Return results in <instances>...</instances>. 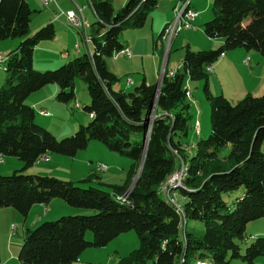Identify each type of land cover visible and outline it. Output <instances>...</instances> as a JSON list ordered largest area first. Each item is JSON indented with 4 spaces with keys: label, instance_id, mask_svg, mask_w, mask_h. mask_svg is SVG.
Segmentation results:
<instances>
[{
    "label": "trees",
    "instance_id": "trees-1",
    "mask_svg": "<svg viewBox=\"0 0 264 264\" xmlns=\"http://www.w3.org/2000/svg\"><path fill=\"white\" fill-rule=\"evenodd\" d=\"M87 1L95 15L87 35L90 50L56 69L38 71L33 67L34 50L54 37L53 23L28 34L34 10L27 0H0V42L20 38L3 65L0 59L4 71L0 155L23 163L0 174V208H14L24 220L32 205L54 198L95 210L25 227L19 264H71L85 249L103 247L130 230L136 232L139 245L118 264H231L234 257L253 264L264 256V235L255 237L243 255L238 241L246 239L248 222L264 217V94H246L237 103L214 96L206 68L236 48L264 56V0H213L212 18L204 22L203 31L209 38H221L222 44L208 50L186 49L181 69L164 74L159 88L142 79L129 91L116 87L119 78L106 60L126 47L120 32L143 26L158 0H126L117 11L111 0ZM75 78L87 88L89 102L83 109L92 116L71 136L57 139L35 122V110L26 99L41 87L56 84L55 100L66 103L75 97ZM187 78L205 80L210 110V133L195 143L187 138L191 129L196 134L195 123L190 127L187 123ZM92 140L131 159L122 184L93 180L97 172L80 181L25 173L48 153L73 157ZM178 158L188 167L184 186L174 191L182 209L160 191L178 167ZM241 187L232 204L223 198V193ZM121 194L127 195L125 201ZM189 220L199 221L202 229L188 227ZM87 230L92 232L90 240L85 238Z\"/></svg>",
    "mask_w": 264,
    "mask_h": 264
},
{
    "label": "rangeland",
    "instance_id": "rangeland-1",
    "mask_svg": "<svg viewBox=\"0 0 264 264\" xmlns=\"http://www.w3.org/2000/svg\"><path fill=\"white\" fill-rule=\"evenodd\" d=\"M60 1L63 3L62 8L61 6L55 5L53 7V9H55V13H59L60 11L66 12L67 11L66 6L72 7V4L70 3L69 0H60ZM212 1L213 0H194L193 1L194 7L199 11V14L196 16L195 20L193 21L194 27L184 28L183 30H181L180 32L176 34V36L174 37L175 42L172 46V50L169 55V61L167 58L169 69H167V63H166L163 73H161L162 57L160 55L161 59L159 57L158 75L156 71L154 72L155 74H152L151 68H152V59H154V57H157V54L160 51V42L158 41L155 47L154 40L152 39L151 34L152 32H155V30L157 29V26L162 21L163 17L164 16L166 17L168 11L170 13L171 20L174 17V13L172 9L171 8L169 10L166 9V1H163L162 15L157 9L158 7V4H157L156 9H154L149 14L143 26L138 27V28L127 27L123 29L119 34V39L123 41L127 46L139 43L140 47L144 51L141 53L139 58L134 57L131 60L126 58L125 57L126 55H123V54H120L118 56H110L109 58H107L106 64L108 66V69L111 70L119 78L118 83L123 84L125 78L129 76L133 78L135 81V83L130 85V88L133 89L135 85H138L140 83V80L138 81V76L141 75L143 71L147 78L146 83L156 84L158 78L162 79L164 74L173 75L174 71H172V69L179 66L186 49H189L192 51H198V50L214 49V47L217 48L216 46L219 44L220 38H217V37L209 38L205 35L203 31L204 22L212 18V11H211ZM76 2H80V0H76ZM111 2H112V5L115 11L119 10L123 6V5L121 6L120 3H118V0H111ZM85 4L87 8L85 10L83 17L87 18V22L85 24V31H86V34L88 35L90 33L91 24L95 20V15L86 0H85ZM51 5L52 3L49 5V8L44 7V5L38 0H37L36 7L32 3H29V6L31 7L32 10L36 8L38 11H47L48 9H50ZM158 14L161 15L159 19H158ZM37 15L38 14L33 12L31 20L29 22L28 34L34 33L38 28H40V26L48 23L47 21L41 24L42 22L41 17ZM153 17H154V20H153L154 25L156 26L154 28L151 27V20L153 19ZM52 18L55 20V22L53 23V26L55 28L54 37L50 40L39 42L34 50V51H37L36 54L34 52V54L36 55L34 64L35 65L39 64L40 68H35L34 66L33 67L35 70H38V71L56 69L62 64L66 63L69 59L74 58L78 55H81L82 53L87 51V48H86L87 45L83 41L82 33H80L82 31V25H80V32H79L75 27H72L70 24H68L65 21L64 15H60L59 17H56V16L54 17L52 15ZM157 34H155L154 39H156ZM87 39L89 40V36H87ZM160 39L162 42L163 40L161 38V33H160ZM19 40L20 38H13V39H7L5 41H16V44H18ZM76 43H79V45ZM88 45L90 46V44ZM74 46H78V48H75ZM211 46H214V47H211ZM49 48H52V49L56 48L57 53L60 57L63 52H67L66 58L61 60L60 63L51 66L52 64L49 63L50 59L41 58L45 56L46 54H48V51L44 52L43 50L41 51V49L47 50ZM239 49H244V48H239ZM145 53H148V56L145 55ZM63 55H66V54H63ZM143 56H145L144 63L142 62ZM219 60H221V58ZM46 65H48L49 67H47ZM157 66H158V62H157ZM0 69L3 71V68L1 67V65H0ZM245 69H248V67H246ZM74 82H75V97L66 103L56 102V100H52V103H53L52 105H57V106H51L48 108V114H46V117H48V119H51L50 121H48V123L51 124L52 131L49 128L45 127V125H42L35 120L37 124L51 131L57 139L71 136L78 129L80 124H86L88 122L86 121V118H89L88 114L83 109L84 104H88L89 102V95H88L87 88L85 84L83 83V81L80 80L79 78H75ZM208 82H209V91L212 95L214 96L222 95L226 99L228 97L229 98L227 99L228 101L235 102V103L240 101L244 97V95H246L249 92L250 87L251 89L249 93L251 94L254 93L255 95L257 94L260 95L261 94L260 92H264V88H261L259 90L260 87L259 88L256 87L254 83L252 82H251V86L248 85L249 80L244 76L242 69L241 71H239L238 76L234 74L232 75L228 73L227 71H225L223 74H221L220 77H216L215 74L210 72ZM204 84H205V80H202V79L190 80L187 78L184 81V88L185 89L188 88L190 92V95L186 98V102L189 104L188 113L190 115L187 123H188V127H190L192 126V124L195 123V120H198L194 124V125H198V122H199L198 126H200L199 128L200 132L198 133L199 134L198 138H206L208 134L210 133V118H209L210 110H209L208 102L206 100L205 92L203 90ZM1 85L2 83L0 84V87ZM222 92H224L227 97H225ZM35 112H36V115H38L37 108ZM73 123H77V127L75 129L69 130V127L71 125L73 126ZM196 128L198 127L196 126ZM190 137H191V131H189L187 138L189 139ZM198 138L196 137L193 140L196 142ZM263 149H264V143L262 145V150ZM228 150H229V146L224 147L222 150V153L226 154ZM110 153L111 151H109L104 145H102L98 141H94L93 144L89 146L87 150L86 155H88L89 158L88 159L85 158L84 163L78 164L75 162V164L77 165L75 169L78 167L79 169H77V172H75V175H73L74 180L77 181L80 178L82 179L89 175L88 174L89 169H87V165L89 167H92V166L94 167L99 162H106L109 166H113V168H120L119 164L121 163H119V161L118 163H112L111 161L107 159ZM3 157L4 159H6L5 156ZM42 157H46V155ZM42 157L40 158L42 159ZM118 157L122 159V161L128 162L126 168L130 165L131 163L130 158L125 157V156H118ZM14 159L18 163H20L17 160L18 158H14ZM88 160H92V163H89ZM2 161L3 159L0 158V162ZM41 161H44V160H41ZM180 163H183V165H187L185 161L178 158L177 159L178 167L176 168L178 169V172L180 170L179 169ZM35 165L36 163L26 168L25 173L41 175V174H37L36 171H34L36 170L34 168ZM95 169L97 170L96 172H99V173L101 172L100 173L101 175L105 174V171H103V169H98L97 166H95ZM176 171L177 170L173 171L172 173H175ZM57 178H60V177H57ZM92 178L93 180L96 179L95 176H93ZM60 179H63V178H60ZM64 180H69V179H64ZM180 181L183 182V179H180ZM84 185L85 187L87 186L86 183ZM84 185L82 184L81 186H84ZM183 186H184V183L183 185L177 184V188L183 187ZM241 189L242 187L229 191V192H225L222 194V196L229 204H232L235 197L241 193ZM181 201H182L181 199L177 200V195H176V205L179 209L181 208V205L179 204L181 203ZM66 205L68 204L66 203ZM70 209H82L80 210L82 211V213H68V214L66 213L62 215L60 214L58 215V217L63 216V215H89L95 212V210L93 209L74 208V207L72 208V206ZM17 215H18L17 218H15L12 214H9L6 218H9V220H12L10 223V226H11V230L14 231L12 232V235H14L13 237L18 238L22 242L21 235H22L23 217L19 212H17ZM58 217L54 219H46L43 221L55 220ZM14 226H16L17 229H15ZM189 226H193L196 229H202V224L199 221L189 220L188 227ZM262 235H264V217L248 222L246 225V239L238 241L239 248H240V254L242 255L244 254L246 246L250 244L255 237L262 236ZM118 236L113 238L102 248L101 247L98 248V249H101L102 251L99 255H97V258H101V261L98 264H118V260L120 257L128 255L130 252L136 249L139 245V239L134 230H130L128 232H125L124 234H121L120 238H118ZM85 238L86 240H89L90 238H92L91 230L86 231ZM201 264H206V263H201ZM231 264H250V263L246 262L241 257H234V258H231ZM253 264H264V256H258L257 258H255Z\"/></svg>",
    "mask_w": 264,
    "mask_h": 264
},
{
    "label": "crops",
    "instance_id": "crops-1",
    "mask_svg": "<svg viewBox=\"0 0 264 264\" xmlns=\"http://www.w3.org/2000/svg\"><path fill=\"white\" fill-rule=\"evenodd\" d=\"M69 1L72 4V7L66 6V10L67 11L68 10H74L76 13H78V10H80V14H81L82 18H85V17H83L85 10L87 8L86 4H85V0H80V2H76V0H73V1L69 0ZM125 1L126 0H118V3H120V5L122 6L125 3ZM163 1H166V9L169 10L171 8L173 11V8L175 7V5L180 0H158V2H157L158 7H157V5H156V7L159 10L161 15L163 12ZM193 1L194 0H190V6L193 9H195L199 14V11L193 5ZM27 2L32 3L35 7L37 6V0H27ZM51 3H52V5H51L50 9H48L47 11H38L36 8H34V12L36 14H38L37 16L41 17V21H42L41 24L45 23L47 21L54 23L55 20L52 18V15L55 17V9H53V7L56 5V6H61V8H62L63 3L60 0H52L49 3V5ZM49 5L47 6V8H49ZM44 7H46V6H44ZM156 7H155V9H156ZM160 14H158V19L161 16ZM85 19L87 20V18H85ZM153 20H154V17L151 20V27L152 28L156 27L154 25ZM170 20H171L170 13L168 11L166 17L165 16L163 17L162 21L157 26V29L155 30V32H152V34H151L152 39L154 40V46L155 47L157 45V42L158 41L160 42V51L157 54V57H154V59H152V68H151L152 74H155L154 72L156 71V73L158 75L159 57H160V55L162 57L163 51H164L159 35H160V32L162 31L161 29ZM77 30L80 32V29H77ZM84 32L86 34L85 28H84ZM80 33H82V35H83L82 31ZM155 34H157L156 39H154ZM83 40L85 42L84 38H83ZM219 40H220L219 44L216 47H219L222 44V39L220 38ZM174 42H175V38H173V41L171 43V48H170V51L168 54V61H169V55H170V52L172 50V46H173ZM76 44L79 45V43H76ZM85 44H86V42H85ZM86 45H87L86 46L87 50H90V46L88 44H86ZM16 46H17L16 41H5V40L1 41L0 42V52L6 56L8 51L14 49ZM125 46L129 47L131 49V52H132L131 56H129V57L125 56L126 58H128L130 60L133 59L134 57L139 58L141 53L144 51L140 47L139 43L132 44L130 46H127L125 44ZM211 47H214V46H211ZM75 48H78V46ZM145 48H146V46H145ZM214 49H215V47H214ZM42 50L44 52L48 51V54H46L45 56H43L41 58L42 59L43 58L44 59H50L49 63L52 64L51 66L60 63V61L65 59L67 56V55H61V57H60L57 53L56 48L55 49L49 48L47 50L41 49V51ZM34 52L36 54L37 51H34ZM63 53H66V52H63ZM35 54H33L34 55L33 66L35 68H40L39 64H36V65L34 64V60L36 58ZM145 55L148 56V53H145ZM161 57H160V59H161ZM144 58H145V56H143V58H142L143 63H144ZM220 58H221V60H219ZM220 58L218 59L219 61H217L215 64L212 65V69L210 71L211 73L215 74L216 77H220L221 74H223L225 71H227L228 73H230L232 75L234 74V75L238 76L239 71H241V69H242L244 76L249 80V84H248L249 86H251V82H252V83H254V85L256 87H258V88L260 87L259 90L261 88H264V70H263V68H264V56L261 55L259 52L255 51V50H245V49L236 48V49L229 50V51L225 52L224 56L220 57ZM245 59H247L246 62H244ZM51 60H52V62H51ZM157 62H158V66H157ZM48 65H50V64H48ZM48 65H46V66L49 67ZM246 67H248V69H245ZM107 68H108V66H107ZM167 69H169L168 63H167ZM177 69L178 70L181 69V63L179 64L178 67L173 68L172 71H175ZM3 78H4V71H2L0 69V84L3 82ZM126 78H125L123 84L117 83L116 87L118 89H123L125 91H129L132 89V88H130V85L135 83L134 79L131 78L132 83L130 84V83L126 82ZM142 79L147 81V78H146L143 71H142L141 75L138 76V81L139 80L141 81ZM208 79H209V76H208ZM127 84H130V85H127ZM208 85H209V82H208ZM250 89H251V87H250ZM250 89H249V92H250ZM256 90H258V89H256ZM57 91H58V86L56 84H47V85L41 87L40 89H38L37 91L31 93L27 97V100H26L27 103L29 105H31L35 111H36V108L38 109V112H37L38 115H36V112H35V120L37 122H39L40 124L45 125V127L49 128L50 130H51V124H49L48 121H50L51 119H48V117H46V114H42L41 112L46 111L48 114V108L49 107L57 106V105H52L53 104L52 100H55V94ZM222 93L225 97H227L224 92H222ZM260 93H261L260 95L264 94V92H260ZM249 94H251V93H249ZM252 94H253V96H260L259 94H257V95H255L254 93H252ZM227 99H229V98L227 97ZM56 102H58V101H56ZM229 102H231V101H229ZM231 103H235V102H231ZM88 117L89 118H86V121L90 120V116H88ZM79 121H81V120H79ZM197 121L198 120H195V123ZM198 125H199V122H198ZM198 125H194V127L197 126L199 129L200 126H198ZM76 127H77V123H73V126L71 125L69 127V130L75 129ZM196 137L198 138L199 134L198 135L195 134L194 130L191 129V137L188 139L189 142L195 143V141L193 139ZM93 142H94L93 140L90 141L85 149L79 150L73 157H69V156H65V155H61V154H56V153H48L46 155L48 160L35 162L36 165L34 168L36 170H34V171H36L37 174H41V175H53V176L60 177L63 179H69L72 181H76V180H74L73 175H75V172H77V169H79V167L75 169V167L77 166L75 164V162L78 164L84 163L85 158H87V159L89 158V156L86 154H87V150H88L89 146H91L93 144ZM263 151H264V149H263ZM118 156H119L118 154L111 152L107 159L109 161H111L112 163H118V161H119V163H121V164H119L120 168H113V166H109L106 162H102V163H105L107 165V169L105 170L104 175H101L100 174L101 172L100 173L97 172L98 177L96 178V181H102L105 183L118 184V185H120L124 182L129 166L126 168L128 162L122 161V159H120ZM0 158L3 159V161L0 162V174H9L13 170H15L19 167L21 168L23 165L22 161H20L19 159H17V160L20 163L15 161L14 158H16V157H14V156H5L6 159H4V157L2 155H0ZM88 161H89V163H92V160H88ZM87 169H89L88 174L96 172L95 166L89 167L87 165ZM79 172H80V170H79ZM82 179H84V178H82ZM82 179L80 178L77 181H80ZM70 208H71L70 205H66V203L59 198H54L47 204H41V203L34 204L31 206L26 219L25 220L23 219V221H22V231L25 227L32 228V227L36 226L37 224H39L41 221L46 220V219H54V218L58 217V215H60V214L62 215V214H66V213L67 214L68 213H82V211H80L82 209H70ZM17 212L18 211H16L12 207L0 208V226H1V228H0V264H19L18 259H17V255H18V251L20 249L22 242L18 238L13 237L14 235H12V232H14V231L11 230V226H10V223L12 220H9V218H6L9 214H12L15 218H17V216H18ZM14 227H15V229H17L16 226H14ZM122 234H124V233H122ZM120 236H121V234L118 236V238H120ZM101 252H102L101 249H98V248H87L81 253L78 260L71 263V264H98L101 261V258H97V255H99Z\"/></svg>",
    "mask_w": 264,
    "mask_h": 264
},
{
    "label": "built area",
    "instance_id": "built-area-1",
    "mask_svg": "<svg viewBox=\"0 0 264 264\" xmlns=\"http://www.w3.org/2000/svg\"><path fill=\"white\" fill-rule=\"evenodd\" d=\"M44 6H48L49 3L52 0H39ZM73 1V0H72ZM174 17L172 20H170L168 23L164 25L162 29H165V39L162 42L163 46V55H162V64H161V73H163L165 69V65L167 62L168 54L171 48V43L173 41V38L176 36L178 32H180L184 28H192L194 27L193 20L198 15V12L193 9L190 6V0H180L175 7L173 8ZM60 15L65 16V21L70 24L72 27H75L77 29H80V25H82V31H83V38H85L86 43L87 41V34L84 32L85 23L87 20L85 18H82L80 14V10H78V13H76L74 10H68L66 12L60 11L59 13H55L56 17H59ZM120 54L131 56L132 52L129 47H125L119 52H116L114 56H118ZM63 55V54H62ZM224 53L220 55V57H223ZM6 56L0 52V59H1V65H3V62L5 60ZM247 59L244 60L246 62ZM212 69V65L207 66L206 70L210 72ZM131 80V77L127 78V82ZM42 114H47L46 111H42ZM92 114H90V117ZM41 160H48L47 157L38 158L37 162ZM95 166H102L103 171L107 169V165L105 163L99 162ZM179 167H183V164H180ZM177 184H183L180 183V180L178 178V169L177 173L170 178L168 182L165 183V185L162 187V190L167 193L169 201H171L176 206V194L175 190L177 189ZM120 198L125 201L127 198L126 194H121Z\"/></svg>",
    "mask_w": 264,
    "mask_h": 264
},
{
    "label": "bare ground",
    "instance_id": "bare-ground-1",
    "mask_svg": "<svg viewBox=\"0 0 264 264\" xmlns=\"http://www.w3.org/2000/svg\"><path fill=\"white\" fill-rule=\"evenodd\" d=\"M161 38H162V40L164 41V39H165V29H162V32H161ZM87 41H88V39H87ZM162 41V42H163ZM86 42V41H85ZM161 42V43H162ZM87 44V43H86ZM75 47H77V46H75ZM62 54H66V53H62ZM167 63V62H166ZM208 72V71H207ZM132 82V80H130L129 82H127V83H131ZM186 95H187V97L190 95V92H189V90H188V92L186 93ZM42 113V112H41ZM151 124V123H150ZM195 131H196V134L198 133V128H195ZM180 164H183V163H180ZM97 168L98 169H103V167L102 166H97ZM180 170H179V172H178V178H179V180L180 179H183L184 180V177H185V175H186V173L188 172V167H187V165H183V167H180L179 168ZM177 170V169H176ZM177 173V171L175 172V173H172V175L161 185V187H160V191L162 192V194H163V196L165 197V198H167V200H168V195H167V193L166 192H164L163 190H162V187L165 185V183L166 182H168L169 180H170V178H172L175 174ZM180 183H183V182H181L180 181ZM179 185V184H178ZM183 185V184H182ZM169 202H171V201H169ZM174 205V204H173ZM177 207V206H176ZM182 209V208H181ZM178 210V209H177ZM198 264H201V263H198Z\"/></svg>",
    "mask_w": 264,
    "mask_h": 264
},
{
    "label": "water",
    "instance_id": "water-1",
    "mask_svg": "<svg viewBox=\"0 0 264 264\" xmlns=\"http://www.w3.org/2000/svg\"><path fill=\"white\" fill-rule=\"evenodd\" d=\"M160 84H161V79L158 78L157 83H156L157 88L160 87ZM139 172H140V171H139ZM139 172L137 173V176H138ZM136 178H137V177H135V178L133 179V181H132V183H131V187L133 186L134 182L136 181Z\"/></svg>",
    "mask_w": 264,
    "mask_h": 264
}]
</instances>
